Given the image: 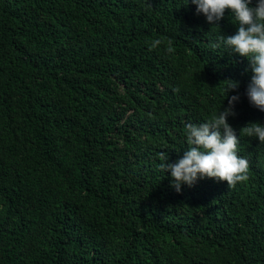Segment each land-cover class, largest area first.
Instances as JSON below:
<instances>
[{
	"label": "trees",
	"instance_id": "16d2710c",
	"mask_svg": "<svg viewBox=\"0 0 264 264\" xmlns=\"http://www.w3.org/2000/svg\"><path fill=\"white\" fill-rule=\"evenodd\" d=\"M216 26L191 0H0V264H264V143L241 132L235 187L158 166L225 80L237 135L264 123L247 59L210 47L230 10Z\"/></svg>",
	"mask_w": 264,
	"mask_h": 264
},
{
	"label": "clouds",
	"instance_id": "9594fccd",
	"mask_svg": "<svg viewBox=\"0 0 264 264\" xmlns=\"http://www.w3.org/2000/svg\"><path fill=\"white\" fill-rule=\"evenodd\" d=\"M197 14L217 28L224 17L225 10L232 13L237 25L232 35L224 36L219 32L210 43L213 49H228L247 59L251 71L250 82L246 89L249 103L264 112V0H191ZM154 39L150 47L160 44ZM224 83V98L227 106L221 110L222 101L212 116L199 123L186 122L184 138L187 150L174 162L164 152L158 154L159 168L170 174V185L180 192L182 185L194 186L205 178L226 181L228 188L249 179V159L239 154L241 132L264 143V123L249 122L240 129L239 136L228 122L235 115V104L239 93L229 95L239 88V81L228 79Z\"/></svg>",
	"mask_w": 264,
	"mask_h": 264
}]
</instances>
